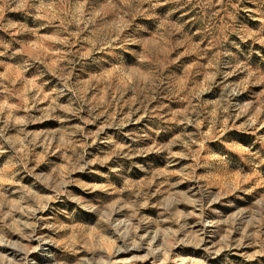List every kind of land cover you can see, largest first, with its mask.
<instances>
[{"label":"rangeland","instance_id":"1","mask_svg":"<svg viewBox=\"0 0 264 264\" xmlns=\"http://www.w3.org/2000/svg\"><path fill=\"white\" fill-rule=\"evenodd\" d=\"M0 264H264V0H0Z\"/></svg>","mask_w":264,"mask_h":264}]
</instances>
